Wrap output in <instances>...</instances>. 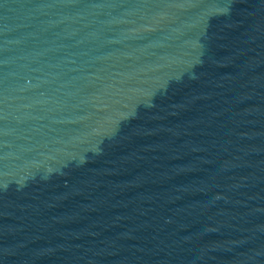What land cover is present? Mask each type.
I'll return each instance as SVG.
<instances>
[{"label":"water","instance_id":"water-1","mask_svg":"<svg viewBox=\"0 0 264 264\" xmlns=\"http://www.w3.org/2000/svg\"><path fill=\"white\" fill-rule=\"evenodd\" d=\"M0 264H264V0H0Z\"/></svg>","mask_w":264,"mask_h":264}]
</instances>
